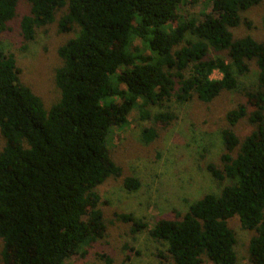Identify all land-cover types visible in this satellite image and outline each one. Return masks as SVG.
<instances>
[{
  "label": "trees",
  "instance_id": "1",
  "mask_svg": "<svg viewBox=\"0 0 264 264\" xmlns=\"http://www.w3.org/2000/svg\"><path fill=\"white\" fill-rule=\"evenodd\" d=\"M19 1L0 0V34L16 20ZM26 1L30 14L20 21L26 43L55 22L59 34L77 35L58 49L61 98L49 110L0 41V263L66 264L85 257L107 234L102 206L108 203L97 190L123 175L108 148L112 129L126 128L136 109L142 121L166 127L176 115L152 116V108L194 99L210 104L238 90L254 62L257 89L245 91L246 104L227 113L222 166H208L218 183L228 184L148 233L166 247L163 258L172 264H237L228 221L239 217L256 233L250 263L264 264V42L234 34L244 13L264 0H213L214 15L201 22L180 18L184 0ZM215 72L222 78L213 79ZM245 117L257 129L240 140L235 128ZM158 136L155 127H145L141 138L150 144ZM124 186L136 191L140 182L127 177ZM114 216L131 225L133 236L149 229L133 214Z\"/></svg>",
  "mask_w": 264,
  "mask_h": 264
},
{
  "label": "rangeland",
  "instance_id": "2",
  "mask_svg": "<svg viewBox=\"0 0 264 264\" xmlns=\"http://www.w3.org/2000/svg\"><path fill=\"white\" fill-rule=\"evenodd\" d=\"M31 6L20 0L17 17L9 24V30L0 34L4 51L12 53L21 71L22 81L39 96L49 110L61 98L55 83L56 71L62 66L58 49L77 33L59 34L57 22L37 31L32 42H25L20 29L21 18L30 14ZM57 13L56 21L66 13ZM178 15L180 18H195L199 22L207 15H214L213 0H184ZM240 28L234 30L236 38L252 36L264 42V1L243 15ZM244 21L250 22L248 27ZM140 46V43H137ZM224 56V55H215ZM259 70L254 62L250 72L239 78V88L233 92H223L210 104L197 99L187 104H168V109L152 108V116L171 111L176 119L168 124L142 121L138 110L129 117V125L124 129L113 128L108 139L112 160L123 169L119 179H110L98 193L107 205H103L107 234L102 240L88 249L85 257L74 256L66 264H106L99 258L106 255L113 264H172L164 260L166 247L149 236L160 220H175L177 215L185 214L190 205L205 195L218 194L227 182L218 183L208 169L210 164L222 166L225 147L222 131L228 127L226 115L240 104H246L245 91L256 90ZM213 79L222 75L215 72ZM253 109L248 107V113ZM145 127H155L158 138L150 144L142 140ZM257 127L250 123L249 117L242 119L235 132L240 140L253 133ZM4 140L0 135V151ZM237 152V151H236ZM235 152V154H236ZM133 177L139 180L136 191H128L124 179ZM133 214L149 225L140 234H131V225L117 222L115 214ZM235 233L237 264H251L249 246L255 232L245 230L239 217L228 221ZM4 242L0 239V254ZM3 264V263H0ZM205 264H212L206 261Z\"/></svg>",
  "mask_w": 264,
  "mask_h": 264
}]
</instances>
